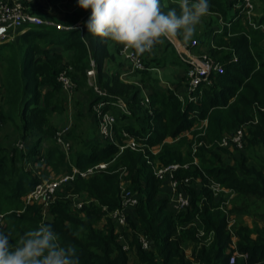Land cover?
<instances>
[{"label": "trees", "instance_id": "obj_1", "mask_svg": "<svg viewBox=\"0 0 264 264\" xmlns=\"http://www.w3.org/2000/svg\"><path fill=\"white\" fill-rule=\"evenodd\" d=\"M209 3V16L219 15L224 25L218 31L211 19L202 24L193 36L197 42L195 52L205 50L222 64L223 72L212 73L210 84L199 86L195 103L180 100V91L187 85L185 77L163 89L150 71L144 70L137 74L141 85L149 88V106L142 108L141 88L121 81L120 72L105 70V61L112 59L109 42L100 38L96 50L90 53L77 29L32 27L27 32L35 38L48 37L50 45L70 53L67 61L61 54L40 50L34 44L19 60L10 43L0 45L4 61L0 123L13 127L21 141L31 143L25 152L0 144V230L9 235L13 246L26 231L50 224L61 245L76 247L80 264H230L232 256V264H264V32L243 23L235 0ZM161 5L165 13L173 7L179 11L178 4L164 5L161 0ZM256 21L264 26V14ZM177 38L185 43L182 36ZM172 46L166 44V54L159 59L150 63L145 59L146 69L169 64L186 71L187 66ZM38 51L41 56H36ZM91 58L96 65L95 82L106 92L105 97L97 96L88 84L86 71ZM66 66L72 68L69 76L76 84L75 91L87 94L92 131L95 126L97 131L92 104L122 99L130 112L125 115L112 107L105 108L112 110L116 118L117 144H111L92 134L81 138L78 123L88 117L78 111L66 134V140L74 145L68 161L54 140L58 125L52 120L54 114H64L67 108L57 81L59 71ZM203 121L205 127L198 130ZM241 127L246 132L244 148L238 151L234 166L225 164L223 156L231 154L219 143ZM122 132L144 145V153L129 148L119 152V146L124 145ZM199 133L203 134L198 136ZM177 138L180 140L176 144H165ZM194 141L201 143L195 153L200 165L173 172L174 179L182 184L186 178L192 181L190 186H182L189 206L175 212L162 195L153 167L191 164L190 147ZM154 147H161L157 155L149 151ZM256 150L262 157L251 164ZM26 159H34L37 166L25 170ZM99 163H107L108 167L86 179L77 178L64 185L63 192H57L47 217L42 206L24 203L23 198L47 179L49 168L59 174L70 172L72 167L82 171ZM41 164L42 172L38 170ZM121 183L136 194L138 202L127 210L126 226L116 233V224L107 214L120 208ZM211 184L235 193L229 210L223 195H214ZM79 200L82 206L78 209L74 203ZM230 216L236 217L235 225L229 226ZM243 217L249 218L250 224ZM120 235L129 238L127 249L120 243ZM140 236L151 242L149 250L141 248ZM188 243L195 245L191 258L184 252L183 245Z\"/></svg>", "mask_w": 264, "mask_h": 264}, {"label": "built area", "instance_id": "obj_2", "mask_svg": "<svg viewBox=\"0 0 264 264\" xmlns=\"http://www.w3.org/2000/svg\"><path fill=\"white\" fill-rule=\"evenodd\" d=\"M233 1V0H227ZM235 6L238 9V15L241 16L244 23L250 26L252 29H261L264 32V26L259 25L257 21L253 18L255 14V4L253 0H235ZM261 5L264 6V0H260ZM32 28V27H44L48 29H55L56 31H69L71 29L82 30V27L77 26H63L62 24L54 23L51 20H45L38 17L33 12L29 11L24 5L22 0H0V43L5 42L11 37V32L22 29V28ZM172 45L176 48L178 58L187 66V71L185 74L186 83L185 86L187 91V98L185 100L189 102H196L197 96L200 95L199 86L202 83L210 84V76L212 73H222L223 66L222 64L210 57L207 54H197L195 48L197 47L196 40H192L190 43H179L175 41V38L168 39ZM119 54L123 57L127 63L129 69L133 73H138L144 70L153 71L154 69H146L145 59L146 56L150 53H144L138 55L134 50L125 49L123 46L119 49ZM233 60H236L235 55L232 56ZM89 69L86 71V76L89 86H91L95 94L99 97H105L107 94L105 91H102L98 88L95 82V70L96 65L93 60H90ZM72 71L70 66H66L59 71L57 76V81L61 86L62 92L70 96L75 92L76 84L71 80L69 73ZM124 76V75H123ZM138 84V83H137ZM181 101H185L181 98ZM140 106L142 108H148L149 98L147 95L141 97ZM112 107L119 110L125 115H130L127 104L122 99H117L115 101H104L101 100L91 105V113L97 121V136L111 144H117L114 132V125L116 124V118L112 110H106L105 108ZM206 125V122H201V125L198 127V130H201ZM69 131V127H63L55 132L54 140L56 144L62 149L65 155H68V152L71 149V144L66 140V134ZM245 127L238 128L229 135H225L220 143L219 147H235L241 148L243 145V139L245 135ZM203 133H199L202 135ZM122 137L124 138V145L119 146V152H122L124 149L129 148L130 150H138L144 153V145H141L137 140L125 133L122 132ZM201 143L192 144V155L193 161L190 164H170L168 166H154L153 173L155 177L160 181V189L165 187L168 190L167 199L171 208L175 212H181L189 206V197L186 191L183 189L184 186L191 185V179L186 178L183 180V184L175 180L173 177V172L178 169H189L190 166H197V160L195 158V153L197 146H200ZM19 150H22V145L17 146ZM149 151L152 153L153 148H150ZM153 154V153H152ZM108 167L107 163H99L92 167L86 168L85 170H78L74 167L71 168V171L68 173L61 174L52 179H43L38 183L35 188L29 192L24 198V203L27 205H39L43 208V214L48 210L50 204H52L57 198V192L66 184L73 182L75 179H86L92 175L100 173ZM36 172V171H34ZM39 174V172H36ZM182 184V185H181ZM212 192L215 196H218L220 192L224 191V188H221L218 184H211ZM77 198V196H73ZM138 199L136 194L131 193L126 189L124 183H121V204L120 208L111 211L107 214L113 223L116 224L115 232H119L120 228L126 226V211L129 208H133L137 205ZM82 202L75 201L74 207L81 208ZM106 210V208H103ZM230 226V223H229ZM129 234V233H128ZM203 233L200 232L199 236H202ZM129 236V235H128ZM120 243L123 245L124 249L128 247V237L120 235ZM206 240L205 242H207ZM141 248L143 250H149L151 248V242L148 241L145 237L140 236ZM192 253V252H191ZM191 253L187 258H191ZM234 256L229 260V263L234 262ZM195 264H204L201 262H195Z\"/></svg>", "mask_w": 264, "mask_h": 264}, {"label": "clouds", "instance_id": "obj_3", "mask_svg": "<svg viewBox=\"0 0 264 264\" xmlns=\"http://www.w3.org/2000/svg\"><path fill=\"white\" fill-rule=\"evenodd\" d=\"M90 10L88 33L134 50L150 53L166 39L182 36L187 43L201 19L210 13L209 0H178V8L162 10L161 0H77ZM50 224L26 231L15 246L0 230V264H80L74 245H61Z\"/></svg>", "mask_w": 264, "mask_h": 264}, {"label": "crops", "instance_id": "obj_4", "mask_svg": "<svg viewBox=\"0 0 264 264\" xmlns=\"http://www.w3.org/2000/svg\"><path fill=\"white\" fill-rule=\"evenodd\" d=\"M22 1L29 11L33 12L35 15H37L40 18H43L45 20H51L54 23L62 24L63 26L80 25L82 27V30L80 31L81 38L83 42H85L88 51L90 53H93L96 50L97 40H99L100 38L88 33L87 28L85 26L91 12L90 10H84L80 8L78 6L77 0H22ZM163 3L164 5H168L169 3H178V0H163ZM207 17L211 19V21L214 22L215 25L218 26V24H220L222 29L224 25V21L219 15H214V14L211 16L207 15ZM201 27L197 28L196 31H200ZM29 29L30 28L28 27L11 32L10 39H8L5 42H1L0 45H3V43H10L17 50L19 60L22 59V57L25 55V52L27 53L29 47L33 44L37 45L38 49L40 50H51L53 53L61 54L64 61L70 59V53L66 52L65 50H63V48L57 45H50L49 43L50 39L48 40V37L35 38L31 35H27ZM107 41L109 42L108 51L111 54L112 59L105 61L104 63L105 70H107L109 73H115L117 71L120 72L119 77L121 81L139 86L141 88V97L144 95L148 96L149 88L147 87L145 88L141 85L140 83L141 76L137 73L131 72L127 63L125 62L123 57L119 54V49L122 45L116 44L110 40ZM166 41L170 43L168 39H166ZM175 41L183 43L177 37L175 38ZM165 45L166 43L164 42L163 45L161 44L155 46L152 52H150V54L146 56V61L150 63L153 60L159 59L164 54H166ZM5 52L7 51H2V53ZM168 52L169 51H167V53ZM37 54L39 55L36 56H41L40 51H38ZM2 60L3 58H1L0 56V75L2 73V68L4 66V61ZM91 60L93 59L91 58ZM151 69H154L153 71H150L151 77L153 79L158 80V86L163 89L171 87L172 84L177 83L178 81L181 80L182 77H185L184 74L185 71L182 70L181 67H175L169 64L166 65L165 67H152ZM184 89L185 88H183V90ZM55 122L57 124L61 123L60 119L58 120L56 119ZM167 141H165V144H167ZM154 148H161V147H154ZM163 191L164 193H162V195L167 198V193H168L167 188L165 187ZM194 246L195 245L193 243H188L187 247H184V252L187 257L193 251Z\"/></svg>", "mask_w": 264, "mask_h": 264}, {"label": "rangeland", "instance_id": "obj_5", "mask_svg": "<svg viewBox=\"0 0 264 264\" xmlns=\"http://www.w3.org/2000/svg\"><path fill=\"white\" fill-rule=\"evenodd\" d=\"M253 1H254V4H255V10L253 12L255 14V17H253V18L256 20V19L259 18V16L261 14H264V6L261 5L260 0H253ZM169 4H174V3H169ZM175 4H178V3H175ZM208 20H209V18L207 16L203 17L201 19V22L197 26V28H200L202 26V24H204L205 22H208ZM213 27H215V29L218 30V31L221 30V25L220 24H218V26L214 24ZM192 40H194V38L191 39V41ZM165 43L168 44L169 42L165 40ZM188 43H190V42H187L186 44H188ZM172 47L174 48V49L173 48L172 49L174 50L175 54L178 56L176 48L174 46H172ZM170 50L171 49H168V51H170ZM202 53L207 54L205 52V50H201V54ZM186 71L185 72L183 71L184 74H186ZM180 96H181V98L183 100H185L187 98L186 88L180 93ZM60 97H61V99H64L63 102L67 106V108H66V111H65L64 114L63 113L59 114V115L54 114L52 116V120L53 121H55L56 119L57 120L60 119V121H61L60 124L59 123L57 124L55 122L58 125L57 126V130H59V129L63 128V127H69V129H71L73 121H74V116L79 111L83 115L88 117L87 120L83 119V120H80L79 123H78V127H79L78 133L81 136V138L86 137V136H90L91 134H92V136L97 137L96 126H95V132L92 131V124H91V121H90L91 117H90V115H88L89 114V112H88V97H87L86 92L83 91V90L82 91H77L76 90L70 96H67V95L62 93V95ZM87 129L88 130L90 129L88 131V133L86 132ZM179 138L174 139V140L173 139H168L167 144H169V145L176 144L177 142H179V140H180ZM35 139H36V136H35ZM35 139H33V142H34ZM86 139H85V141H86ZM0 144L3 145L4 147H6L7 149L17 148L18 150H19V148L17 146L21 144L22 147H23V149H22L23 152L28 151L30 146H31L30 141H28V142L21 141L20 137L15 132L13 127H11L8 124L6 125V124H1V123H0ZM70 144H71V146L73 145L72 142H70ZM43 146H45V144ZM183 146H182L183 147V152H185L187 148H186V145H183ZM243 148H244V144L242 145L241 148L226 147L225 149L229 150L231 156H229V155L223 156V162L225 164H229L231 166H234L235 162H236V159H238V157H239V152L238 151L243 150ZM72 149H74V145H73V148H71V150L68 152V155H65L67 161L69 160V155H70ZM160 150H161V148H154L153 151H152V153H153L152 155H157L160 152ZM190 150H191V155H192L193 154L192 153V145L190 147ZM192 157H193V155H192ZM251 157H252V160H250L251 164H253V162H255V161L260 160V158L262 157L260 150H256V151L252 152ZM196 160H197V166H199L200 165L199 160L197 158H196ZM25 161L27 162V165L25 166V170L29 169V168H32V170H33L37 166V164L35 163L34 159H26ZM43 169H44V166H43V164H41V166H39L38 170L42 172ZM60 172H61V170H60ZM61 174H64V173L55 174L49 168L48 169V177H47V179H52V178L57 177V176H59ZM58 192H63V188H61ZM163 193H164V191H163ZM220 194L223 195L224 200H225V204H226V208L229 210L231 208V203H232V201H233V199L235 197V193L232 190L224 189V191L220 192ZM78 198L79 197H77L76 199H78ZM44 216L45 217L48 216L47 211L44 212ZM243 219L246 220L247 223H250V219L249 218L243 217ZM235 220H236L235 216H230V225L231 226L235 225ZM259 226H260V223H259ZM183 246L187 247V244H184Z\"/></svg>", "mask_w": 264, "mask_h": 264}]
</instances>
